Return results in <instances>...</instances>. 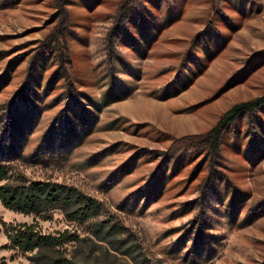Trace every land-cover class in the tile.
<instances>
[{"label":"rangeland","instance_id":"1","mask_svg":"<svg viewBox=\"0 0 264 264\" xmlns=\"http://www.w3.org/2000/svg\"><path fill=\"white\" fill-rule=\"evenodd\" d=\"M264 0H0V165L100 200L81 225L0 201L11 225L82 239L88 264H264ZM116 224L114 246L92 223Z\"/></svg>","mask_w":264,"mask_h":264},{"label":"trees","instance_id":"2","mask_svg":"<svg viewBox=\"0 0 264 264\" xmlns=\"http://www.w3.org/2000/svg\"><path fill=\"white\" fill-rule=\"evenodd\" d=\"M264 105V96L258 99L235 104L227 110L217 121L208 135L214 138V146L223 130L238 119L243 113L251 112ZM0 201L3 206L14 212L36 217H48L55 211H60L67 221L81 225L90 223L105 214L103 203L85 193L79 188L63 183L47 180L30 181L19 176L11 180L9 170L0 165ZM116 224L107 219H100L92 223L91 234L101 243L114 246ZM10 245L22 252L32 253L30 261L33 264H88L63 252L65 245L80 242L82 239L76 234L64 231L57 234H42L35 223H23L7 228ZM129 249L124 253L135 264H143ZM0 264H6L0 259Z\"/></svg>","mask_w":264,"mask_h":264}]
</instances>
